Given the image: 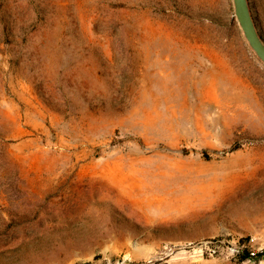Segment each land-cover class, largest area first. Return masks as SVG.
I'll return each instance as SVG.
<instances>
[{
	"label": "rangeland",
	"instance_id": "rangeland-1",
	"mask_svg": "<svg viewBox=\"0 0 264 264\" xmlns=\"http://www.w3.org/2000/svg\"><path fill=\"white\" fill-rule=\"evenodd\" d=\"M0 264H264V66L230 0H0Z\"/></svg>",
	"mask_w": 264,
	"mask_h": 264
},
{
	"label": "water",
	"instance_id": "water-1",
	"mask_svg": "<svg viewBox=\"0 0 264 264\" xmlns=\"http://www.w3.org/2000/svg\"><path fill=\"white\" fill-rule=\"evenodd\" d=\"M233 18L248 48L264 66V40L252 16L248 0H230Z\"/></svg>",
	"mask_w": 264,
	"mask_h": 264
},
{
	"label": "trees",
	"instance_id": "trees-1",
	"mask_svg": "<svg viewBox=\"0 0 264 264\" xmlns=\"http://www.w3.org/2000/svg\"><path fill=\"white\" fill-rule=\"evenodd\" d=\"M232 24H233V26H234V23H233V21H232Z\"/></svg>",
	"mask_w": 264,
	"mask_h": 264
},
{
	"label": "bare ground",
	"instance_id": "bare-ground-1",
	"mask_svg": "<svg viewBox=\"0 0 264 264\" xmlns=\"http://www.w3.org/2000/svg\"><path fill=\"white\" fill-rule=\"evenodd\" d=\"M228 91H229V89H228Z\"/></svg>",
	"mask_w": 264,
	"mask_h": 264
}]
</instances>
